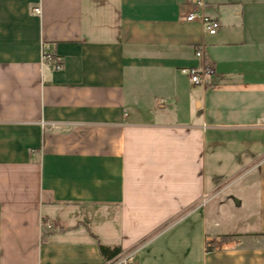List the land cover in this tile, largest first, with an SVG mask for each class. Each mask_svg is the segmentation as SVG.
Segmentation results:
<instances>
[{
  "label": "crops",
  "instance_id": "1",
  "mask_svg": "<svg viewBox=\"0 0 264 264\" xmlns=\"http://www.w3.org/2000/svg\"><path fill=\"white\" fill-rule=\"evenodd\" d=\"M198 44L208 86L182 71ZM99 243L264 264V0H0V264H105Z\"/></svg>",
  "mask_w": 264,
  "mask_h": 264
},
{
  "label": "built area",
  "instance_id": "2",
  "mask_svg": "<svg viewBox=\"0 0 264 264\" xmlns=\"http://www.w3.org/2000/svg\"><path fill=\"white\" fill-rule=\"evenodd\" d=\"M35 11H38L35 8ZM186 21L199 20L204 30L208 34H215L220 26L216 19H213L205 14L191 10L184 15ZM194 58L195 62L193 65L183 68L182 71L187 74L189 82L193 85L208 86L212 83L213 77L215 75V67L213 63L207 58L205 54L204 45L198 44L194 48ZM42 60L46 63L53 65L55 69L61 68V63L59 60L53 56L47 47H44ZM136 250L127 253H121L119 256L109 261L106 264H128L134 257Z\"/></svg>",
  "mask_w": 264,
  "mask_h": 264
},
{
  "label": "trees",
  "instance_id": "3",
  "mask_svg": "<svg viewBox=\"0 0 264 264\" xmlns=\"http://www.w3.org/2000/svg\"><path fill=\"white\" fill-rule=\"evenodd\" d=\"M98 250L100 255L104 258L105 264L122 253L120 246H105L100 243L98 244Z\"/></svg>",
  "mask_w": 264,
  "mask_h": 264
}]
</instances>
